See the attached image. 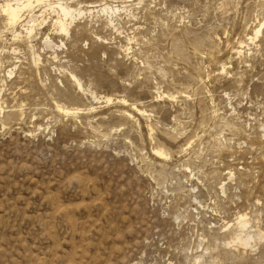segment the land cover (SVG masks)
<instances>
[{
    "label": "rangeland",
    "instance_id": "obj_1",
    "mask_svg": "<svg viewBox=\"0 0 264 264\" xmlns=\"http://www.w3.org/2000/svg\"><path fill=\"white\" fill-rule=\"evenodd\" d=\"M61 2L0 9V264H264V0Z\"/></svg>",
    "mask_w": 264,
    "mask_h": 264
},
{
    "label": "bare ground",
    "instance_id": "obj_2",
    "mask_svg": "<svg viewBox=\"0 0 264 264\" xmlns=\"http://www.w3.org/2000/svg\"><path fill=\"white\" fill-rule=\"evenodd\" d=\"M61 1L62 0L56 1L55 5H53L51 0H35V1L34 0L33 1H31V0L27 1L26 0L25 3H22L23 1L21 2V0H18V1L15 2V4H13L10 1H6V2H4V4L0 3V9H3L2 12L5 13L9 24L12 25V26H16L19 23V21L22 20L21 19L22 11L25 10V9L33 8L34 2H36L37 5L44 3L45 5L51 7L52 9L54 8V6H57L58 7V11L60 12V17H59V19L57 18L58 20L56 22L57 25H58V28H59V30L61 32L68 33L69 32V26H70L72 20L75 17V14H74L75 10H73V8H71L69 5H66L65 3L63 4ZM104 8H105L104 10H107V9L109 10V7L105 6ZM110 10H112V9H110ZM106 12H108V11H106ZM56 13H57V11H56ZM33 20H35V19H33ZM69 20H70V23H69ZM263 25L258 28V30L256 32L257 34L260 33L261 28L263 27ZM255 36H257V35H255ZM107 101L108 102L112 101V98H107ZM136 110H137L138 113H142L143 112V111L141 112L140 109H136ZM65 111L69 113L70 109L69 110L65 109ZM155 154H157L158 156H163L164 152H162L161 150H156ZM247 224H248V221H247L245 215L240 216L239 221H238L239 227L241 229H245L247 227ZM238 240H240V242H242V244L245 245V246L250 244V236L249 235L245 236V238H243V236L242 237L238 236Z\"/></svg>",
    "mask_w": 264,
    "mask_h": 264
}]
</instances>
